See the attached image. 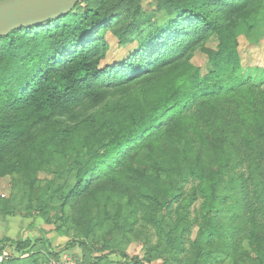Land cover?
I'll return each mask as SVG.
<instances>
[{"label": "trees", "instance_id": "trees-1", "mask_svg": "<svg viewBox=\"0 0 264 264\" xmlns=\"http://www.w3.org/2000/svg\"><path fill=\"white\" fill-rule=\"evenodd\" d=\"M142 2L85 0L0 37V178L41 192L40 211L58 195L66 220L90 233L125 200L133 218L158 221L192 183L203 219L193 264L242 253L244 240L264 264V80L239 74L238 40L264 0H156L148 20ZM109 33L127 50L112 63ZM213 37L216 50L206 47ZM198 50L206 74L192 61ZM58 155L71 164L38 190ZM6 206L2 215L36 225ZM173 221L174 232L191 225ZM33 244L5 236L0 254Z\"/></svg>", "mask_w": 264, "mask_h": 264}, {"label": "rangeland", "instance_id": "rangeland-1", "mask_svg": "<svg viewBox=\"0 0 264 264\" xmlns=\"http://www.w3.org/2000/svg\"><path fill=\"white\" fill-rule=\"evenodd\" d=\"M142 3V14L148 20V16L156 9V0H143ZM238 33L242 63L239 74L257 82L264 80V9L250 23L241 22ZM106 36L110 44L107 62L112 63L116 59L127 56V50L119 47L116 37L111 33ZM218 43V39L213 37L207 42L206 47L216 50ZM192 61L201 68L203 74L209 72L208 57L202 50L196 52ZM71 162V158L56 156L52 167L53 172L49 171L47 174L40 175L38 190L39 188L40 191L44 190L48 184L47 181L53 179L54 172L61 171ZM192 187H194L192 183L184 184L182 195L180 194L170 206L166 217L160 213L157 214L158 221L150 220L144 211L133 218L132 209L127 206L125 200L122 214L118 218L108 219L102 228L90 233L71 220H66V214L60 206L62 198L58 195L51 201L47 210L40 211L37 199L41 196V192L31 193L28 186L13 175L0 178V210H4L6 206L2 200L5 198L9 200L6 207L11 212L25 217H35L37 220H43L44 224L50 221L54 227L60 228L48 234L45 231L43 235L39 234L35 237H30V229L25 231V239L34 243L32 249L8 246L0 254L1 256L8 252V257L1 264H10L9 262L33 264L35 259L43 264H193V258L197 254L193 243L200 236V223L203 219L199 218L201 205L197 199H194ZM44 202L50 203L46 198ZM139 207L141 209L140 205ZM183 217L190 221L189 228L180 233L172 231L168 225L169 219L173 218L176 225L181 223L179 219ZM20 225L14 229V225L9 226L7 230L13 233L18 232ZM241 244L244 249L242 253L230 255L216 252L213 255L214 258L207 264H254L250 258L255 254L248 240L242 241Z\"/></svg>", "mask_w": 264, "mask_h": 264}, {"label": "water", "instance_id": "water-1", "mask_svg": "<svg viewBox=\"0 0 264 264\" xmlns=\"http://www.w3.org/2000/svg\"><path fill=\"white\" fill-rule=\"evenodd\" d=\"M85 0H0V37L40 25L74 10Z\"/></svg>", "mask_w": 264, "mask_h": 264}, {"label": "crops", "instance_id": "crops-1", "mask_svg": "<svg viewBox=\"0 0 264 264\" xmlns=\"http://www.w3.org/2000/svg\"><path fill=\"white\" fill-rule=\"evenodd\" d=\"M18 215V214H17ZM17 216L15 217H10V216H6V215H2L1 210H0V240L3 239L5 236H10L13 235L14 238L18 237V238H23L25 239V231L30 229V233L31 236L30 237H35L38 236L39 234H42L46 231L47 234L49 232V228L47 225L44 224L43 221H36V225L34 226H28L25 227V222L22 221H18ZM19 224H21L19 226V228L21 229V232H11L8 231L7 229L9 228V226L11 227L12 225H14L13 229L16 228ZM8 231V232H7ZM41 231V232H40ZM24 236V237H22Z\"/></svg>", "mask_w": 264, "mask_h": 264}, {"label": "built area", "instance_id": "built-area-1", "mask_svg": "<svg viewBox=\"0 0 264 264\" xmlns=\"http://www.w3.org/2000/svg\"><path fill=\"white\" fill-rule=\"evenodd\" d=\"M8 257V252H5L3 255H1L0 256V264H1V262H3V260L5 259V258H7Z\"/></svg>", "mask_w": 264, "mask_h": 264}]
</instances>
